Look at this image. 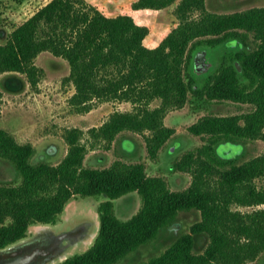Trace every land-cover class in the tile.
Listing matches in <instances>:
<instances>
[{
    "label": "trees",
    "instance_id": "16d2710c",
    "mask_svg": "<svg viewBox=\"0 0 264 264\" xmlns=\"http://www.w3.org/2000/svg\"><path fill=\"white\" fill-rule=\"evenodd\" d=\"M174 2L136 0L131 6L161 9ZM176 14L178 25L149 47L144 40L152 28L128 12L110 16L87 0H50L0 42V72L26 74L33 88L44 72L36 64L41 52L65 58L71 71L64 81L75 86L69 102L77 112L90 111L96 100L132 102L133 110L114 111L90 129L91 136L111 144L124 130L149 131L146 143L153 159L175 137L176 128L164 121L170 108L190 99L197 105L230 100L255 106L244 114H207L189 126L205 142L172 163L193 176L183 189L149 174L143 162L118 159L109 167L86 166L82 128L67 130L68 152L52 163L35 161V145L19 142L0 126V171L12 176L0 181V248L26 238L33 224H57L74 197L104 196L93 243L56 264H117L190 209L199 210L201 218L140 264H245L264 252V207H233L264 204V187L256 182L264 177V153L236 162L216 152L220 142L264 140V6L219 13L207 9V0H180ZM232 38L242 47L225 45ZM250 39L256 43L252 49ZM221 44L228 52L220 65L208 75L196 73V51ZM198 77L204 81L198 83ZM156 98L162 103L151 107ZM174 152L175 147L169 151ZM131 192L140 195L142 204L123 219L116 200ZM198 234L209 239L201 252L195 250Z\"/></svg>",
    "mask_w": 264,
    "mask_h": 264
},
{
    "label": "rangeland",
    "instance_id": "374dc122",
    "mask_svg": "<svg viewBox=\"0 0 264 264\" xmlns=\"http://www.w3.org/2000/svg\"><path fill=\"white\" fill-rule=\"evenodd\" d=\"M50 0H0V42L5 43L11 32L19 24L32 16L38 9ZM96 5L110 16H116L128 12L134 16L136 22L149 25L152 29L144 40L149 47H155L162 38L178 25L179 17L176 7L180 0L172 5L161 8L134 9L131 5L136 0H87ZM252 6H264V0H207V9L214 12H233ZM199 15V12L193 14ZM252 37V36H251ZM251 40L250 48L256 43ZM243 45L241 40L232 38L225 45L230 48H238ZM242 47V46H241ZM213 70L221 63L223 56L228 52L223 44L217 47H208ZM36 64L44 72L37 88H33L26 74L21 72H0V126L13 133L21 143L31 142L36 147L34 160H48L52 163L60 162L68 152L69 143L66 132L73 127L84 130L82 142L87 145V154L84 160L86 166L109 167L115 160L121 159L128 163L143 162L151 175L164 176L172 189L188 187L193 176L190 172L173 169L172 163L175 157L195 149L205 142L202 135H195L189 131V126L207 114L231 115L244 114L255 108L251 103L235 101H213L204 105H197L189 100L183 107L170 108L165 116V123L176 128L175 137L169 140L167 145L160 151L158 158L150 157L146 135L149 131L137 132L124 130L110 144L104 139H94L90 129L102 125L110 115L116 111L133 110L134 105L130 101L119 100H96L95 106L88 112H77L70 105L69 99L75 91L73 83L65 82L64 78L70 74L69 62L46 50L36 58ZM241 67V65H240ZM204 78L198 77V83ZM162 103L161 98L151 102V107ZM175 147L174 153H169ZM219 156L226 159H235L243 162L256 155L264 153V140H244V142L225 141L216 147ZM0 171V181L4 177H12ZM257 184L264 187V177L256 180ZM75 204L69 209L71 215L65 211L60 215L57 224L58 229L67 230L76 224L89 222L94 224L93 230L97 231L96 213L98 204L104 196H76ZM71 202H69L70 204ZM68 204V205H69ZM142 200L137 192H131L116 202L118 215L125 219L133 215L140 208ZM242 211H251L263 205L233 206ZM201 218L199 210L190 209L181 211L176 221L165 228L159 237L147 244L140 246L135 252L128 255L117 264H140L150 256L161 253L180 233L189 231L190 226ZM46 224L37 223L30 227L26 238L32 237L41 226ZM52 225V224H51ZM95 237V236H94ZM92 236L85 238V242H79L67 252V257L74 253L86 250L93 240ZM208 237L203 234L196 235L195 250L201 252L208 244ZM77 242V241H76ZM91 244V243H90ZM245 264H264V252L256 259Z\"/></svg>",
    "mask_w": 264,
    "mask_h": 264
},
{
    "label": "water",
    "instance_id": "95a60500",
    "mask_svg": "<svg viewBox=\"0 0 264 264\" xmlns=\"http://www.w3.org/2000/svg\"><path fill=\"white\" fill-rule=\"evenodd\" d=\"M212 57L208 47L196 51L193 59V69L196 73L208 75L213 69ZM236 65L241 70L237 61ZM86 226L80 225L68 232L60 231L57 225L46 224L30 238H24L5 248H0V264H56L67 258V252L75 246L82 236ZM100 226L97 221V231H93L92 237L96 236ZM77 241V242H76ZM28 242V243H24ZM23 244V246H21ZM19 252L12 253V250Z\"/></svg>",
    "mask_w": 264,
    "mask_h": 264
},
{
    "label": "flooded vegetation",
    "instance_id": "af4514ba",
    "mask_svg": "<svg viewBox=\"0 0 264 264\" xmlns=\"http://www.w3.org/2000/svg\"><path fill=\"white\" fill-rule=\"evenodd\" d=\"M85 224H86V226L84 227V231H82L81 232V235L80 236H84V237H86V238H88L89 236H91V234L93 233V227H94V224H92V223H87V222H85ZM80 225H82L83 226V222L82 223H78V224H76L75 226H73V227H71V229H68L67 230V227H66V229L65 228H63V229H61L60 231H64V232H68L69 230H72L73 228H77L78 226H80ZM24 243H28V242H24ZM21 246H23V244L21 245ZM14 252H19V250H15V249H13L12 250V253H14Z\"/></svg>",
    "mask_w": 264,
    "mask_h": 264
},
{
    "label": "crops",
    "instance_id": "0c3cea01",
    "mask_svg": "<svg viewBox=\"0 0 264 264\" xmlns=\"http://www.w3.org/2000/svg\"><path fill=\"white\" fill-rule=\"evenodd\" d=\"M239 1H240V0H239ZM252 7H253V6H252ZM126 195H127V194H126ZM124 196H125V195H124ZM122 197H123V196H122ZM122 197H121V198H122ZM119 199H120V198H119ZM119 199H117L116 202H117ZM74 200H75V198H73V199L70 201L71 203H70V204L68 203L69 205L66 206V213L69 214V215H71V213L69 212V209H72V212H73V208H72V207H73V205L75 204V202H73ZM102 200H103V199H102ZM116 210H117V208H116ZM117 213H118V211H117ZM95 216H96V218H97V217L99 218V214H98V212L96 213ZM96 235H97V234H96ZM85 238H86V237L82 236V237L80 238L79 242H85V241H86ZM94 238H95V237H94ZM94 238H93V240H94ZM93 240L89 241V245H91V244L93 243ZM79 242H78V243H79ZM90 243H91V244H90ZM76 245H77V244H76Z\"/></svg>",
    "mask_w": 264,
    "mask_h": 264
}]
</instances>
